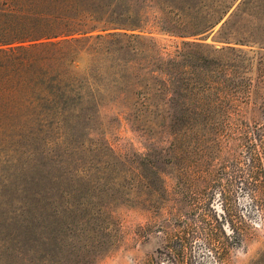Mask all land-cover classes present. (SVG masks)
Segmentation results:
<instances>
[{
  "label": "trees",
  "instance_id": "1",
  "mask_svg": "<svg viewBox=\"0 0 264 264\" xmlns=\"http://www.w3.org/2000/svg\"><path fill=\"white\" fill-rule=\"evenodd\" d=\"M230 1L197 28V0H0V264H35L41 252L37 260L52 264L70 218L63 180L83 148L72 132L88 129L104 107L149 114L162 128L171 85L183 98L177 122L192 121L180 92H197V128L221 122L230 64L242 54L226 38ZM150 15L159 33L184 39L180 46L161 51L146 28ZM219 24L217 42L227 46L197 42ZM254 108L264 109L256 100ZM235 140V153L259 164L261 126L246 125Z\"/></svg>",
  "mask_w": 264,
  "mask_h": 264
},
{
  "label": "rangeland",
  "instance_id": "2",
  "mask_svg": "<svg viewBox=\"0 0 264 264\" xmlns=\"http://www.w3.org/2000/svg\"><path fill=\"white\" fill-rule=\"evenodd\" d=\"M223 1L197 0V28ZM228 16V45L242 54L230 64L218 125L197 128V92H180L192 121L177 122L183 98L170 85L162 128L149 114L104 107L88 129L72 132L83 148L63 180L70 218L51 248L52 264H253L264 254V109L250 112L255 100L264 108V0H235ZM149 18L161 51L180 46L184 39L159 33ZM220 26L197 42L227 46L217 42ZM86 62L80 56L78 69ZM255 124L263 149L259 164L248 166L235 137ZM43 253L32 261L42 264Z\"/></svg>",
  "mask_w": 264,
  "mask_h": 264
}]
</instances>
